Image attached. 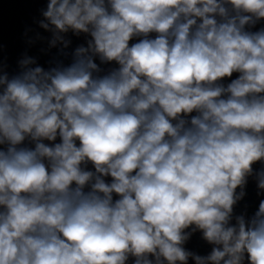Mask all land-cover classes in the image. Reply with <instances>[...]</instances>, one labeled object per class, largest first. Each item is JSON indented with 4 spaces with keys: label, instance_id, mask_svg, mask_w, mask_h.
I'll return each mask as SVG.
<instances>
[{
    "label": "clouds",
    "instance_id": "9594fccd",
    "mask_svg": "<svg viewBox=\"0 0 264 264\" xmlns=\"http://www.w3.org/2000/svg\"><path fill=\"white\" fill-rule=\"evenodd\" d=\"M40 16L26 44L70 59H0V264H264V199L235 213L250 178L264 196V0Z\"/></svg>",
    "mask_w": 264,
    "mask_h": 264
}]
</instances>
